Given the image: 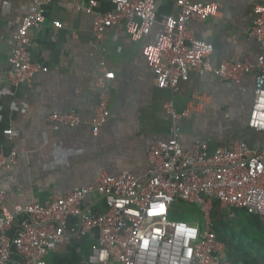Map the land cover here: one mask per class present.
I'll list each match as a JSON object with an SVG mask.
<instances>
[{
	"label": "crops",
	"instance_id": "crops-1",
	"mask_svg": "<svg viewBox=\"0 0 264 264\" xmlns=\"http://www.w3.org/2000/svg\"><path fill=\"white\" fill-rule=\"evenodd\" d=\"M40 0H0V152L18 155L15 166L0 169V193L4 207L44 204L77 188L95 187L101 174H131L137 179L146 175L148 153L157 143L170 137L171 121L164 111L170 92L157 89L143 56L147 44L161 33L157 24L149 37L134 42L123 30H107L102 50L92 35V19L78 12L66 0L45 7L46 21L29 32L33 62L47 68L29 85L14 87L7 78L12 48L9 44L17 33L30 7ZM100 12L113 9L110 0H96ZM158 20L176 15V0H155ZM192 3L214 4L222 10V18L207 21L194 19L190 28L196 38L213 46L212 63L222 61L254 64L259 46L248 36L261 0H191ZM53 21L61 23L57 38L52 39ZM114 74L106 95L109 117L97 135L91 129L100 90L97 81L102 75ZM256 75L244 77L240 84L228 83L213 75L190 74L179 85L174 98L175 109L184 111L196 98L205 105L183 123L184 149L197 139L209 142L210 151L218 147L233 149L245 143L250 149L264 146V133L251 130L247 123ZM74 113L85 124L52 131L48 117L52 112ZM12 130V139L3 132ZM86 210L100 212L101 200L88 197ZM177 215V214H176ZM230 224L236 227L239 221ZM15 221L10 235L18 230ZM98 233L84 239L58 245L46 264H86ZM250 244V242H248ZM222 260L226 264H264V253L251 246L225 245ZM10 264H22L13 255Z\"/></svg>",
	"mask_w": 264,
	"mask_h": 264
},
{
	"label": "built area",
	"instance_id": "built-area-1",
	"mask_svg": "<svg viewBox=\"0 0 264 264\" xmlns=\"http://www.w3.org/2000/svg\"><path fill=\"white\" fill-rule=\"evenodd\" d=\"M55 1L35 2L9 42L12 51L7 78L14 87L29 85L37 75L48 71L32 61L29 32L45 23V7ZM66 1L92 19V35L100 50L107 30L123 29L132 41L140 42L157 24L161 26L156 41L144 47L143 56L154 86L171 94L164 105L171 121L170 137L149 151V168L143 179L103 173L95 187L77 188L42 205L16 206L13 211L5 209V195L0 193V264H10L13 255L19 256L22 264H46L58 245L80 241L92 231L98 233V241L86 264H226L222 260L225 246L213 229V203L243 210L264 225V146L254 150L237 143L233 149L218 147L210 151L209 142L197 138L191 148L184 149L183 123L206 102L196 97L178 112L174 98L179 85L192 73L213 75L233 84L255 74L247 125L264 133V0L256 7L248 31L259 46L257 61H222L217 66L212 63L213 46L198 40L190 28L194 19H221L222 10L217 5L176 0L178 13L158 20L155 0H110L113 9L107 13L100 12L96 0ZM52 26L55 40L61 23L53 21ZM100 73L97 87L101 93L91 123L94 135L109 117L106 95L114 79L113 73L105 74L104 64ZM47 122L54 132L85 124L74 113L56 111ZM3 134L9 139L18 136L12 130ZM17 158L15 152H0V169L12 168ZM92 196L101 200L100 212L85 209V201ZM179 204L195 210L201 219L194 223L175 219ZM152 211L158 215L150 216ZM17 219L18 230L11 236Z\"/></svg>",
	"mask_w": 264,
	"mask_h": 264
},
{
	"label": "trees",
	"instance_id": "trees-1",
	"mask_svg": "<svg viewBox=\"0 0 264 264\" xmlns=\"http://www.w3.org/2000/svg\"><path fill=\"white\" fill-rule=\"evenodd\" d=\"M219 207H221L220 204L218 202H214L213 203V210L211 213L213 229L218 236V241L221 243H224L225 245H232V243L236 240V237H235L236 235L233 233L232 230L237 229V230L245 233L248 236L249 242H251V244H254L256 247H258L264 253V225L261 224L259 219L257 217L249 216L243 210L235 209V210H237V212L235 214H239V212H240V214L242 215L241 219L245 220L246 225L240 224V225H237V227L232 228V226L230 225V222H229V224L226 223L225 219L224 220H222V219L217 220V214L215 213V210ZM177 208H181L182 210L185 211V208H183V206L181 204H179ZM192 212H193V216L196 218V220L189 217V216H185V217L181 216V218H179V219L176 218V216H175V219L181 220V221L187 222V223H194L196 221H199L201 219L199 214H197V212L195 210L194 211L192 210ZM240 241H241V239H240ZM240 241H238L236 244L237 250L240 247Z\"/></svg>",
	"mask_w": 264,
	"mask_h": 264
},
{
	"label": "rangeland",
	"instance_id": "rangeland-1",
	"mask_svg": "<svg viewBox=\"0 0 264 264\" xmlns=\"http://www.w3.org/2000/svg\"><path fill=\"white\" fill-rule=\"evenodd\" d=\"M236 212H237V210H235V209L223 208V207H219L215 210V213L217 214V220H220V219L224 220L225 219L226 223H228V224H229V222H230V224H233V222L237 224L236 221H239V223L246 225L245 220L241 219L242 215L240 214V212H239V214H235ZM181 216L182 217L189 216V217L196 220V218L193 216L192 209H190V208H187V209L185 208V211L182 210L181 208H178L176 218L179 219V218H181ZM232 228H234V226ZM232 231L236 235L235 236L236 240L232 243L233 246L236 247L237 242L240 241V239H241V241H240L241 246H243V247L251 246V248H253L255 251L262 252V250H260L254 244H251V242H250V244L248 243L249 242L248 236L245 233H243L242 231H239L237 229H234Z\"/></svg>",
	"mask_w": 264,
	"mask_h": 264
},
{
	"label": "snow or ice",
	"instance_id": "snow-or-ice-1",
	"mask_svg": "<svg viewBox=\"0 0 264 264\" xmlns=\"http://www.w3.org/2000/svg\"><path fill=\"white\" fill-rule=\"evenodd\" d=\"M151 213H152L153 216H157L158 215V213H156L155 211H152Z\"/></svg>",
	"mask_w": 264,
	"mask_h": 264
},
{
	"label": "clouds",
	"instance_id": "clouds-1",
	"mask_svg": "<svg viewBox=\"0 0 264 264\" xmlns=\"http://www.w3.org/2000/svg\"><path fill=\"white\" fill-rule=\"evenodd\" d=\"M160 211H163V207H161ZM149 215L151 216V215H152V213L150 212V213H149Z\"/></svg>",
	"mask_w": 264,
	"mask_h": 264
}]
</instances>
